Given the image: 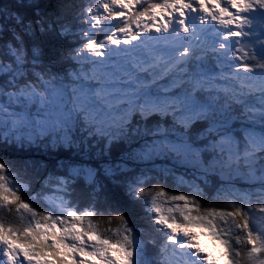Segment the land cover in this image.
Segmentation results:
<instances>
[{
    "label": "snow or ice",
    "instance_id": "snow-or-ice-1",
    "mask_svg": "<svg viewBox=\"0 0 264 264\" xmlns=\"http://www.w3.org/2000/svg\"><path fill=\"white\" fill-rule=\"evenodd\" d=\"M124 144L128 161L170 157L193 174L60 162L64 174L33 190L27 165L0 160V264H216L193 225L227 264H264V0L0 8V145L107 156ZM210 176L222 181L214 194ZM101 178L147 227L101 200Z\"/></svg>",
    "mask_w": 264,
    "mask_h": 264
},
{
    "label": "trees",
    "instance_id": "trees-1",
    "mask_svg": "<svg viewBox=\"0 0 264 264\" xmlns=\"http://www.w3.org/2000/svg\"><path fill=\"white\" fill-rule=\"evenodd\" d=\"M56 3L57 0H52ZM15 4V0H0V8H11ZM72 11H69V24L72 25L74 22L71 19ZM72 42V37L68 39V43ZM255 131H261L260 127H256ZM240 132V135L243 136ZM241 136V137H242ZM130 149V145L124 144L122 146H116L112 149L111 153L107 156H101L98 152H94L91 155L78 154L75 151L57 150L46 148L43 145H33L32 147L21 148L19 145H0V160L7 161L11 165L21 167L24 165L28 166V172L25 177L27 181L31 182L33 190H39L45 181L49 178V174L52 176L63 175L64 170L58 167L60 162L64 164H74L87 166L91 168H99L101 171L107 166H116L119 164L126 163V168L129 172H141L152 170L153 173H159L164 169H172L175 167L178 174L186 173V178H190L193 174L191 168H186L178 163L173 158L158 157L152 161H141L134 160L128 161L127 151ZM101 182L105 185V191L101 196V200L108 199L112 203L119 201L118 206L122 211H125L130 221L137 227H147L145 222L139 219L143 215L142 211L138 206L132 205L128 198L124 194V190L117 184L112 183L109 180L101 178ZM222 183L219 176H210L208 178V184L206 190L209 194H214L215 190ZM237 187L241 190H246L247 185L244 182L236 181ZM52 184H55V180H52ZM172 181L169 180V187H172ZM76 195L79 196L84 191L83 182H80L76 186ZM45 192H51L50 188H45ZM58 195V194H56ZM81 205H85L87 199H81ZM142 222V223H141ZM147 252L155 254V249L152 245L147 246Z\"/></svg>",
    "mask_w": 264,
    "mask_h": 264
},
{
    "label": "bare ground",
    "instance_id": "bare-ground-1",
    "mask_svg": "<svg viewBox=\"0 0 264 264\" xmlns=\"http://www.w3.org/2000/svg\"><path fill=\"white\" fill-rule=\"evenodd\" d=\"M142 223V222H141ZM148 253V252H147ZM149 255V254H148ZM155 259V258H154Z\"/></svg>",
    "mask_w": 264,
    "mask_h": 264
},
{
    "label": "rangeland",
    "instance_id": "rangeland-1",
    "mask_svg": "<svg viewBox=\"0 0 264 264\" xmlns=\"http://www.w3.org/2000/svg\"><path fill=\"white\" fill-rule=\"evenodd\" d=\"M87 167V166H86ZM89 168H91V167H89ZM143 222V221H142Z\"/></svg>",
    "mask_w": 264,
    "mask_h": 264
}]
</instances>
